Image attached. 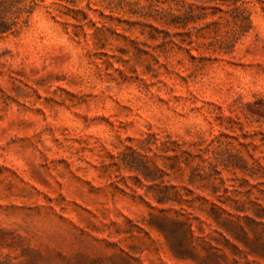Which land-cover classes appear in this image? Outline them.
I'll list each match as a JSON object with an SVG mask.
<instances>
[{
	"label": "rangeland",
	"instance_id": "1",
	"mask_svg": "<svg viewBox=\"0 0 264 264\" xmlns=\"http://www.w3.org/2000/svg\"><path fill=\"white\" fill-rule=\"evenodd\" d=\"M0 264H264V0H0Z\"/></svg>",
	"mask_w": 264,
	"mask_h": 264
}]
</instances>
